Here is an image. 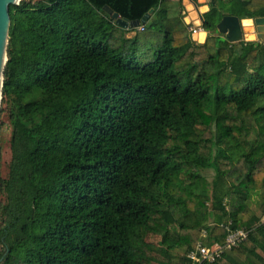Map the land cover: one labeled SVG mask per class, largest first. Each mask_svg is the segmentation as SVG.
Listing matches in <instances>:
<instances>
[{
    "label": "trees",
    "instance_id": "1",
    "mask_svg": "<svg viewBox=\"0 0 264 264\" xmlns=\"http://www.w3.org/2000/svg\"><path fill=\"white\" fill-rule=\"evenodd\" d=\"M182 1L9 6L0 264H190L202 230L223 244L219 225L254 229L264 213V200L260 216L248 205L264 190V48L230 44L216 25L264 18V0H211L202 45ZM104 7L129 23L153 13L124 29ZM213 264H264V226Z\"/></svg>",
    "mask_w": 264,
    "mask_h": 264
},
{
    "label": "water",
    "instance_id": "2",
    "mask_svg": "<svg viewBox=\"0 0 264 264\" xmlns=\"http://www.w3.org/2000/svg\"><path fill=\"white\" fill-rule=\"evenodd\" d=\"M19 0H0V100H1V89L3 82V71L7 62L6 51H7V40H8V29H9V6L17 5ZM193 7L196 10L195 19H198L200 24L203 23L202 14L198 11L196 3L191 1ZM104 12L111 17L115 24L121 28L127 29L128 27L136 28L139 23L145 24L148 18L152 15L153 10H150L140 22L135 21L129 23L126 20L120 18L117 13H113L108 7L103 8ZM255 27L256 39L259 42L264 41V18H256L252 21ZM216 32L221 35L224 40L230 44H236L244 40L242 25L237 17L224 16L220 22L216 25ZM194 40L195 36L193 37Z\"/></svg>",
    "mask_w": 264,
    "mask_h": 264
},
{
    "label": "built area",
    "instance_id": "3",
    "mask_svg": "<svg viewBox=\"0 0 264 264\" xmlns=\"http://www.w3.org/2000/svg\"><path fill=\"white\" fill-rule=\"evenodd\" d=\"M205 1V0H204ZM253 21V20H252ZM188 26V32L190 34L191 40L200 45L197 40H194L193 37L197 34L204 32L201 28V24L198 20V27H193L191 24H186ZM140 31L142 28L139 29ZM264 48V41L262 42ZM209 226H213L210 224ZM264 226V213L261 214V217L258 223L255 225L254 229ZM226 232V238L223 244L218 243H208V233L206 230L201 231V240L198 242L194 250L189 251L186 255V259L190 264H213L216 261L220 260L227 252H230L233 249L238 248L241 243H243L248 234L252 231L245 228H238L232 230L231 222H228L226 225H219Z\"/></svg>",
    "mask_w": 264,
    "mask_h": 264
},
{
    "label": "rangeland",
    "instance_id": "4",
    "mask_svg": "<svg viewBox=\"0 0 264 264\" xmlns=\"http://www.w3.org/2000/svg\"><path fill=\"white\" fill-rule=\"evenodd\" d=\"M20 1L21 0H19V2ZM28 1L35 2V0H28ZM19 2H18V4H19ZM210 2H211V0H205L204 4L207 5V7H209ZM200 13H202V12H200ZM252 28H253V31L255 33V27H254L253 23H252ZM242 31H243V37H244L243 41H257L256 37H254V39L248 38L245 35L243 27H242ZM212 34H215V32H212ZM133 36H134V33H130L128 35V37H133ZM7 45H8V40H7ZM6 58H7V55H6ZM3 109L4 108H3V106H1V100H0V111ZM10 137H11V128H10L9 121H8V114H7V111L5 109L4 111H2V113L0 112V179L1 180H6L8 177V169H9V164L11 161ZM202 175L204 176V178L209 183L212 182L213 177H214V173L212 171H204V172H202ZM263 198H264V190H261L257 193H254L252 195L250 201L248 202L250 209L252 210V212L256 216H260V214H261L260 213V207H261V204L264 200ZM4 203H5V196L0 193V204L3 205ZM207 223L212 224V219L211 218L208 219ZM1 251H2V249H1V245H0V252ZM177 252L179 255L183 254L182 249L178 250Z\"/></svg>",
    "mask_w": 264,
    "mask_h": 264
},
{
    "label": "crops",
    "instance_id": "5",
    "mask_svg": "<svg viewBox=\"0 0 264 264\" xmlns=\"http://www.w3.org/2000/svg\"><path fill=\"white\" fill-rule=\"evenodd\" d=\"M193 1L194 3H196L197 7H198V11L199 12H202L200 14H204L208 11V7L207 5L204 4V0H183L182 3H183V6H184V13H185V17H184V22L185 24H191L193 27H198V19H195V14H196V10L195 8L193 7V4L192 2ZM192 7V12L189 10V8ZM202 8H205V10L203 11H200V9ZM192 13H194V15H192ZM242 22V21H241ZM252 31H253V28L251 27ZM204 35L203 36V39L201 40V36L200 35ZM206 37H207V34L205 32H201L199 34H197L195 36V39L200 42L199 44L202 45L205 40H206Z\"/></svg>",
    "mask_w": 264,
    "mask_h": 264
},
{
    "label": "bare ground",
    "instance_id": "6",
    "mask_svg": "<svg viewBox=\"0 0 264 264\" xmlns=\"http://www.w3.org/2000/svg\"><path fill=\"white\" fill-rule=\"evenodd\" d=\"M189 10L192 12V7H190ZM203 10H205V8L200 9V11H203ZM192 15H194V13H192ZM241 24H242V27L244 29L245 35L248 38L254 39V37H256V34L251 29V27H252V21L251 20H243L241 22ZM200 36H201V40H202L204 35L202 34Z\"/></svg>",
    "mask_w": 264,
    "mask_h": 264
}]
</instances>
